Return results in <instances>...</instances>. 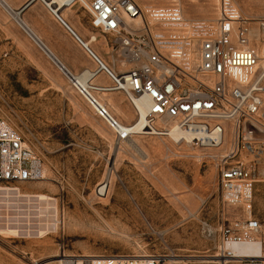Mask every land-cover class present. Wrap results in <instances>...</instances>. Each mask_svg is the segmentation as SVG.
I'll list each match as a JSON object with an SVG mask.
<instances>
[{
  "label": "rangeland",
  "instance_id": "obj_1",
  "mask_svg": "<svg viewBox=\"0 0 264 264\" xmlns=\"http://www.w3.org/2000/svg\"><path fill=\"white\" fill-rule=\"evenodd\" d=\"M6 1L17 9L27 2ZM134 1L145 10L153 5L180 4L188 21L214 22L218 16V0ZM234 1L249 27L259 29L264 21V0ZM66 8L64 18L77 34L85 41L96 35L98 40L91 47L106 61L114 59L106 45L110 37L92 26L87 11L80 5ZM21 17L73 73L84 70L82 62L86 68L94 67L45 3L34 2ZM106 79L101 75L96 81ZM102 98L121 122H135V107L123 93ZM0 116L42 158L44 178L24 188L55 198L58 209L57 228L45 237L25 231L26 235L22 232L18 237L0 234V264H41L54 260L45 259L47 256L59 255L55 257L59 259L63 254L88 253L161 254L165 264H216L213 255L219 222L224 217L234 221L242 214L239 207L222 200L214 160L218 152L178 144L161 135L118 142L109 124L1 2ZM106 179L110 189L105 197L97 190ZM255 202L264 221V183L256 187ZM241 251L258 253L249 246ZM172 256L177 261L172 262Z\"/></svg>",
  "mask_w": 264,
  "mask_h": 264
},
{
  "label": "built area",
  "instance_id": "obj_2",
  "mask_svg": "<svg viewBox=\"0 0 264 264\" xmlns=\"http://www.w3.org/2000/svg\"><path fill=\"white\" fill-rule=\"evenodd\" d=\"M69 5L87 11L92 26L110 37L106 45L116 56L106 61L61 13L51 11L94 63L82 71L89 73L87 80L72 81L77 93L109 124L120 143L137 135H166L174 125L182 132L197 133L181 142L217 151L214 160L222 200L239 207L242 214L234 221L224 217L219 222L215 263L264 264V221L255 202L256 187L264 183V21L255 32L234 0H218L214 22L188 21L177 3L146 10L134 0H71ZM101 75L107 79L97 82ZM114 92L123 93L135 108L147 102V122L141 133L126 129L113 115L102 95ZM43 178L42 158L0 116L3 223L20 226L25 232L46 224L38 195L24 188ZM243 243L259 252L239 254L235 246ZM165 262L161 254H146L136 261L124 255L63 254L57 259V264Z\"/></svg>",
  "mask_w": 264,
  "mask_h": 264
},
{
  "label": "bare ground",
  "instance_id": "obj_3",
  "mask_svg": "<svg viewBox=\"0 0 264 264\" xmlns=\"http://www.w3.org/2000/svg\"><path fill=\"white\" fill-rule=\"evenodd\" d=\"M32 1L33 0H27L26 4L29 2H32ZM36 1H41V2L45 3V5H47L51 11L57 10L59 13L62 14L63 17L65 15V10L68 9V8L65 9V6H69V4L71 2V0H34V2H36ZM173 1H177V0H173ZM0 2L4 5L6 10H8V12L16 19L18 24L38 43L40 48L46 52V54L50 57V59L60 67V69L69 77L70 80L75 82L76 79L82 81V80H87L89 78L90 75L87 71L82 72V74L81 73L75 74L62 61L59 60V58L55 55V53L49 49V47L40 39V37L34 32V30L29 26V24L21 17L22 13H19V10L21 8L17 9V8L12 7L11 4H9L6 0H0ZM241 17L243 19H245L244 16L241 15ZM257 29L258 28L254 29L255 32H258ZM97 40H98V37L96 35H92L88 41L84 40V42L91 46V44L93 42H97ZM82 67H83V69H85L87 66L85 63H83ZM147 106H148L147 102H144L143 104H138V107L135 108L136 120H135V122H132L130 124H126V129H130L132 131H137L138 133H141V129H142L143 125L146 124V122H147V120H146L147 113H148ZM143 133L147 134V132H144V131H143ZM155 134L159 135V133H155ZM138 136H141V135H137L135 137H138ZM162 136L169 137L173 141H175L176 143L180 144L181 138L186 137L187 139L190 140L193 136H197V133L192 132V131L182 132V131L178 130L177 128H175L174 125H171V128L169 129L168 133H166V135H162ZM186 144H188V143H186ZM188 146H191V145L188 144ZM136 148L138 151L143 153L141 151L140 147L137 146ZM109 189H110L109 179H106L105 181H103L100 184V186L97 190V194L106 197L109 194ZM36 197H37V201H38V206L40 208V213L45 214L46 217L49 216V219L46 218V220H48V221L52 220L53 222H51V223H53V226L51 227L49 225L50 223L48 224L46 222L47 226H49V227H46V224L40 225L37 228V230L35 231V233L30 232V230H29L28 235L34 234L37 237H45L47 234L50 233V230H54L55 226L57 225V221L54 219L55 218L54 216H56L57 211H58L57 203H56L55 198L50 197L46 194H40L39 196H36ZM23 231H25V230L21 229L20 226H16V225L13 226V225H8L6 223H2V220L0 219V234H11V235H15L18 237V236H21L23 234L22 233ZM243 246H249V249L253 248L259 252L258 248H256L252 244L243 243V244H238L235 246V249L239 254H244L241 251ZM84 255L91 256V257L104 256V255H100V254H89V253L84 254ZM145 256H146L145 254L142 256H140V255L136 256L135 255V256H132V258L134 261H136V260H139ZM53 257H54V260L48 261L49 262L48 264H50L52 262H57V259L55 257H59V255L50 256V257L47 256L44 258L48 260V259L53 258ZM204 257L207 258L208 256H204ZM170 260L172 262L177 261L175 256H172V258ZM211 262H214V260H211Z\"/></svg>",
  "mask_w": 264,
  "mask_h": 264
},
{
  "label": "water",
  "instance_id": "obj_4",
  "mask_svg": "<svg viewBox=\"0 0 264 264\" xmlns=\"http://www.w3.org/2000/svg\"><path fill=\"white\" fill-rule=\"evenodd\" d=\"M34 0L32 2L27 3L26 5L22 6L21 9L19 10V13H23L27 8H29Z\"/></svg>",
  "mask_w": 264,
  "mask_h": 264
},
{
  "label": "crops",
  "instance_id": "obj_5",
  "mask_svg": "<svg viewBox=\"0 0 264 264\" xmlns=\"http://www.w3.org/2000/svg\"><path fill=\"white\" fill-rule=\"evenodd\" d=\"M26 4V3H25ZM24 4V5H25ZM33 4V3H32ZM20 9V8H19ZM73 38V37H72ZM73 40H74V38H73ZM84 40V39H83ZM75 41V40H74ZM76 42V41H75ZM80 46V45H79ZM81 49H82V47H80ZM83 50V49H82ZM84 62H82V64H83ZM82 64H81V66H82Z\"/></svg>",
  "mask_w": 264,
  "mask_h": 264
}]
</instances>
